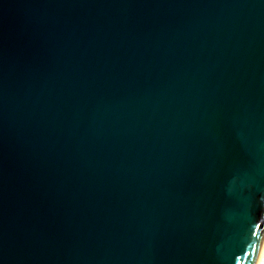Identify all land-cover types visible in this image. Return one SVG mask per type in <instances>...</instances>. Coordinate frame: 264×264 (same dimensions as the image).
Returning a JSON list of instances; mask_svg holds the SVG:
<instances>
[{
  "label": "water",
  "instance_id": "95a60500",
  "mask_svg": "<svg viewBox=\"0 0 264 264\" xmlns=\"http://www.w3.org/2000/svg\"><path fill=\"white\" fill-rule=\"evenodd\" d=\"M264 0H0V264H255Z\"/></svg>",
  "mask_w": 264,
  "mask_h": 264
},
{
  "label": "bare ground",
  "instance_id": "6f19581e",
  "mask_svg": "<svg viewBox=\"0 0 264 264\" xmlns=\"http://www.w3.org/2000/svg\"><path fill=\"white\" fill-rule=\"evenodd\" d=\"M255 264H264V238H263L262 244L260 246Z\"/></svg>",
  "mask_w": 264,
  "mask_h": 264
}]
</instances>
